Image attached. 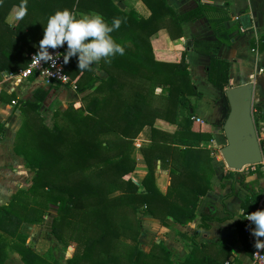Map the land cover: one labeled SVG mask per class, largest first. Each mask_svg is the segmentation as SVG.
<instances>
[{
    "label": "trees",
    "instance_id": "obj_1",
    "mask_svg": "<svg viewBox=\"0 0 264 264\" xmlns=\"http://www.w3.org/2000/svg\"><path fill=\"white\" fill-rule=\"evenodd\" d=\"M141 1L150 11L147 17L120 6L118 0H0V73L26 66L28 53L37 49L34 42L42 38L47 17L59 9L78 15L96 12L109 25L119 18L120 26L109 35L124 47L123 55L98 61L106 78L98 77L91 65L78 69L77 58L69 57L68 84H74L81 105L53 110L51 125L39 111L50 87L36 88L33 100L16 98L13 92L0 94V100L17 101L22 122L13 151L34 171L28 187L18 188L0 205V264L5 263L9 249L18 252L24 264H58L34 253L18 232L23 222L41 223L49 210H54L50 230L55 239L63 245L75 243L65 264H172L171 252L162 242L153 243L148 252L140 248L141 220L148 216L164 224L172 218L187 224L197 217V205L210 189L213 173L212 151L200 142L212 134L191 118L189 97L201 93L191 80L186 48L178 60H162L155 56L149 38L166 24L204 17L216 42L203 44L193 38L191 49L208 57L206 78L224 95L229 61L218 57L217 51L222 43L230 42V30L223 25L229 14L227 7L205 4L176 14L166 0ZM15 7L24 15L9 19ZM250 47L263 51L264 34L251 39ZM252 109L257 128L264 115L258 113V103ZM227 112L228 105L224 119ZM157 118L177 124L176 130L169 133L156 128ZM3 125L0 122V137ZM146 125L151 144L141 148L147 172L139 189L130 175L136 165L134 140ZM155 159L168 170L165 192L155 183ZM260 191H251L241 202L243 214L254 211ZM211 220L216 217L199 214L193 232L184 236L188 251L179 264H240L235 258L228 260L230 249L216 246V241L195 240ZM238 229L242 236V228ZM243 238L251 254L252 241Z\"/></svg>",
    "mask_w": 264,
    "mask_h": 264
},
{
    "label": "crops",
    "instance_id": "obj_2",
    "mask_svg": "<svg viewBox=\"0 0 264 264\" xmlns=\"http://www.w3.org/2000/svg\"><path fill=\"white\" fill-rule=\"evenodd\" d=\"M166 1L176 14L193 9L198 4L227 7L229 19L223 25L230 30L227 36L230 42L222 43L217 51L218 57L229 61L228 84L225 89L230 86L251 82L252 102L259 104L258 113L264 115V50L259 52L250 47L251 39L264 34V0ZM118 3L125 8H133L144 17H147L150 13L141 0H118ZM13 12L19 14L20 9L15 8ZM17 16L9 19L15 20ZM193 38L203 44L216 42V35L210 29L208 21L204 17L182 21L179 25L166 24V27H162L150 35L149 41L155 56L162 60H178L182 48H186L185 61L187 68L192 82L201 93L199 97H189L190 103L193 105L192 114L200 119L201 127L206 128L212 134V138L200 142L201 146L207 147L212 151L211 165L213 174L210 179L211 187L199 200L196 208L197 217L188 224H180L172 218H166L165 224L162 225L158 219L148 216L143 217L141 220L142 234L139 239V246L148 252L154 241H157L156 243L162 242L170 250L171 260L174 257L180 259L188 251V245H186L188 240L184 236L190 234H183V231L179 232L176 228H195L199 222V214L203 213L213 215L216 220L207 221L208 228H201L195 240L199 243L216 241V246L221 244L230 249L231 260L235 258L240 264H251V248L249 249L248 244L245 243L243 232L241 233L242 236L238 233V228H242L243 219L240 212L242 209L241 202L250 195L251 191L256 192L258 189L261 191L257 203L260 201L264 202V167L258 165L254 170L244 168L234 171L227 167L221 155H213L220 152V148L226 144L222 132V124L227 101L225 96L220 93V90L207 80L205 69L208 57L191 49ZM34 45L37 48L36 50H38L39 42H34ZM91 66L98 77H107V73L100 69L98 61ZM1 73L0 93L2 89L5 91V85L1 83ZM42 86L39 81L28 80L17 86L16 92L13 93L16 98H31L35 89ZM20 87L25 90L24 93L19 91ZM43 89L48 88L43 87ZM155 92L158 93L159 89L157 88ZM5 93L8 92L5 91ZM50 95L48 106L55 99H60L64 104V107L55 109L62 110L69 104L74 107L81 105L79 95L74 90V84L71 82L66 85L50 86L48 96ZM48 96L46 99H48ZM53 110L50 114L51 123ZM0 122H4L3 135L0 137V205H3L10 200L12 194L17 190L11 191L9 182L29 180L28 182L30 183L34 173L25 167L20 156L13 151L14 137L22 122L20 110L0 100ZM154 126L169 133H173L177 128V124L160 118L154 121ZM150 144V126L146 125L134 140L136 165L130 175L131 179L139 186V189H142L141 180L147 172L141 148L148 147ZM154 167L155 183L161 192H165L169 184L168 170L162 168L160 161L157 159L154 160ZM49 212L52 216L54 210H49ZM45 218H47L46 215L44 216ZM49 220V224L48 222L43 224L44 221L41 223L23 222L19 226L18 232L24 236V243L34 253L49 261L55 260L58 264H65L66 259L74 251L75 243L70 242L68 245L59 243L50 230L51 217ZM166 232H175V237L167 236ZM213 250L214 246H211L210 251ZM9 252H12L11 255L24 264L18 252L12 249H9ZM172 264L178 263L172 262Z\"/></svg>",
    "mask_w": 264,
    "mask_h": 264
},
{
    "label": "clouds",
    "instance_id": "obj_3",
    "mask_svg": "<svg viewBox=\"0 0 264 264\" xmlns=\"http://www.w3.org/2000/svg\"><path fill=\"white\" fill-rule=\"evenodd\" d=\"M24 12H20L22 17ZM120 19L114 18L109 25L104 17L96 12L77 14L67 8L56 10L49 15L43 27V35L39 40L37 62L52 61L54 58L48 48L55 49L66 44L64 63L69 57L77 58V68L87 70L94 62L101 58L124 54V47L116 43L109 35L120 26ZM107 62V61H106ZM243 214L244 210H240ZM246 218L252 224V235L264 239V210L247 213Z\"/></svg>",
    "mask_w": 264,
    "mask_h": 264
},
{
    "label": "built area",
    "instance_id": "obj_4",
    "mask_svg": "<svg viewBox=\"0 0 264 264\" xmlns=\"http://www.w3.org/2000/svg\"><path fill=\"white\" fill-rule=\"evenodd\" d=\"M38 50L31 51L27 55V64L24 67H19L14 71H3L1 73V83L5 85V91L8 93L16 92L18 84L22 81H39L43 86L66 85L68 84V75L66 73L67 63H64L63 56L66 55V44H62L55 49L48 48V52L54 58L55 63L52 61L37 62L36 53ZM12 106L17 104L16 99L10 101ZM192 119L199 122L200 119L191 116ZM256 138L261 151V161L259 163L248 164L242 167L254 170L258 165L264 167V122L259 121L257 128L255 126ZM233 170V169H232ZM239 171V170H237ZM264 210V202H258L254 211ZM244 214L242 219V232L251 239L253 249L250 256L251 264H264V239L255 238L252 235V224ZM226 263V262H225Z\"/></svg>",
    "mask_w": 264,
    "mask_h": 264
},
{
    "label": "water",
    "instance_id": "obj_5",
    "mask_svg": "<svg viewBox=\"0 0 264 264\" xmlns=\"http://www.w3.org/2000/svg\"><path fill=\"white\" fill-rule=\"evenodd\" d=\"M224 95L228 105L222 124L226 144L220 148V155L228 168L237 171L261 161L252 117V83L227 87Z\"/></svg>",
    "mask_w": 264,
    "mask_h": 264
},
{
    "label": "rangeland",
    "instance_id": "obj_6",
    "mask_svg": "<svg viewBox=\"0 0 264 264\" xmlns=\"http://www.w3.org/2000/svg\"><path fill=\"white\" fill-rule=\"evenodd\" d=\"M16 8V7H15ZM15 8H13L12 9V11H11V13H10V16H9V18H13V16H17L18 15V13H15V12H13L14 11V9ZM12 16V17H11ZM24 81H22V82H20L19 84H18V86L21 84V83H23ZM35 83H37V82H35ZM34 83V84H35ZM70 84V83H69ZM67 86H70V85H67ZM3 90V91H2ZM1 90V95H3L4 93H5V91H4V89H2ZM21 93H24L25 92V90L22 88V87H20V90H19ZM32 100H33V95H32ZM31 98H29V99H31ZM50 98H51V95L50 96H48V99H46L45 100V102H43V103H41V105H40V108H39V111H40V113H41V115L43 116V118H44V122L47 124V125H51V119H50V114H51V111L53 110V109H55V108H60V107H64V104L60 101V99L59 100H54V101H56V102H54V101H51V104L48 106V104H49V100H50ZM2 101H4V100H2ZM53 102V103H52ZM5 103H9L10 104V102H6L5 101ZM254 103L252 102V105H253ZM76 106H77V104H76ZM18 108V107H17ZM18 110H19V108H18ZM225 110H226V106H225ZM252 111H253V109H252ZM252 117H253V112H252ZM3 128H4V125H3ZM213 155H220V152H218L217 154H213ZM29 169V168H28ZM31 171H33V170H31ZM33 173H34V171H33ZM213 174V173H212ZM212 176V175H211ZM211 179V178H210ZM29 180H22V181H11V182H9V188H10V190L12 191V190H15V189H18V188H27L28 187V185H29V182H28ZM47 214H46V216H47V218H45L43 221V224L44 223H47L48 222V224H49V222H50V217H52L51 216V214H50V212L49 211H47L46 212ZM174 220V219H173ZM175 221V220H174ZM176 222V221H175ZM178 223V222H177ZM162 225H164L163 223H161ZM188 224V223H187ZM179 227V226H178ZM179 232H182L183 231V234H191L192 232H193V230H194V228L193 227H191V228H185V227H179V228H176ZM167 236H169V237H175V232H166L165 233ZM141 242H143L142 240H141ZM157 241H154V243H156ZM186 245H188V244H186ZM12 254V252H9L8 253V258L6 259V261H5V263L4 264H22L20 261H18V259L16 258V257H14V256H12L11 255ZM56 254H58V253H56ZM63 254H64V252H63ZM172 262L174 263H178L179 264V258H177V257H174L173 258V260H172Z\"/></svg>",
    "mask_w": 264,
    "mask_h": 264
}]
</instances>
